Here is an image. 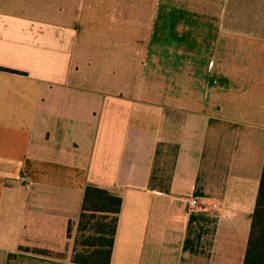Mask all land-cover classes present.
<instances>
[{
	"label": "crops",
	"instance_id": "obj_1",
	"mask_svg": "<svg viewBox=\"0 0 264 264\" xmlns=\"http://www.w3.org/2000/svg\"><path fill=\"white\" fill-rule=\"evenodd\" d=\"M263 162L264 0H0V264H76L87 186L109 264H242Z\"/></svg>",
	"mask_w": 264,
	"mask_h": 264
},
{
	"label": "trees",
	"instance_id": "obj_2",
	"mask_svg": "<svg viewBox=\"0 0 264 264\" xmlns=\"http://www.w3.org/2000/svg\"><path fill=\"white\" fill-rule=\"evenodd\" d=\"M120 207L119 197L93 186L85 188L72 250L73 263H110ZM242 264H264V162Z\"/></svg>",
	"mask_w": 264,
	"mask_h": 264
},
{
	"label": "built area",
	"instance_id": "obj_3",
	"mask_svg": "<svg viewBox=\"0 0 264 264\" xmlns=\"http://www.w3.org/2000/svg\"><path fill=\"white\" fill-rule=\"evenodd\" d=\"M26 185V188H28V184H25ZM200 206L197 202V200L195 198H190L188 199V202H187V209L188 210H196V209H199Z\"/></svg>",
	"mask_w": 264,
	"mask_h": 264
},
{
	"label": "rangeland",
	"instance_id": "obj_4",
	"mask_svg": "<svg viewBox=\"0 0 264 264\" xmlns=\"http://www.w3.org/2000/svg\"><path fill=\"white\" fill-rule=\"evenodd\" d=\"M249 59V58H246V60ZM248 61V60H247ZM86 234V233H85Z\"/></svg>",
	"mask_w": 264,
	"mask_h": 264
}]
</instances>
